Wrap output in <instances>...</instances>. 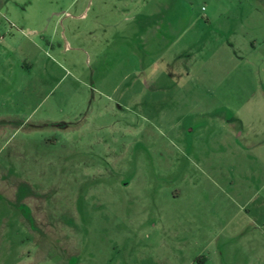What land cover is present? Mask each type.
Masks as SVG:
<instances>
[{
  "label": "rangeland",
  "instance_id": "obj_1",
  "mask_svg": "<svg viewBox=\"0 0 264 264\" xmlns=\"http://www.w3.org/2000/svg\"><path fill=\"white\" fill-rule=\"evenodd\" d=\"M17 4L0 264H264V0Z\"/></svg>",
  "mask_w": 264,
  "mask_h": 264
},
{
  "label": "crops",
  "instance_id": "obj_2",
  "mask_svg": "<svg viewBox=\"0 0 264 264\" xmlns=\"http://www.w3.org/2000/svg\"><path fill=\"white\" fill-rule=\"evenodd\" d=\"M10 2L11 0H4V10H7L9 11L10 10V7L8 6V2ZM17 1L18 0H13L14 2V5L15 7H18L19 5L17 4ZM70 6H72V3L70 4ZM51 16V14L49 15V17ZM84 14H81L79 17H83ZM110 15L108 14H105L103 11H101V14L99 15V17L101 18V22L103 23V25L105 26L106 25V19L109 17ZM112 16H115V17H120L121 19L123 18V20H127V21H132V19L134 18V16H132L130 14V11H127L126 9H117L116 12L113 13ZM47 19L48 16H46ZM43 19H45V17H43ZM129 19V20H128ZM29 20V19H28ZM36 20H38V18H31L29 22H35ZM25 22H28L27 20H25ZM11 25V24H10ZM7 26H9V22L7 19H5L4 17V46H5V41H6V38H7V32H8V28ZM18 32L21 31L23 32V30H17ZM33 32V31H32ZM34 33V32H33ZM36 34V32H35ZM20 54H19V60L11 65V68H9V70L13 71V74H21V76H25V74H28V75H31L33 73H35V69L38 65V59H39V55H33L31 56L29 53H25L24 51H18ZM17 52V53H18ZM10 53L8 52L7 49H5L4 47V66L6 65V63L8 62L7 60L10 58V56H8ZM48 61L51 62V59L48 58ZM45 75H49V70L45 69ZM6 74H4V79L6 78L5 77Z\"/></svg>",
  "mask_w": 264,
  "mask_h": 264
}]
</instances>
